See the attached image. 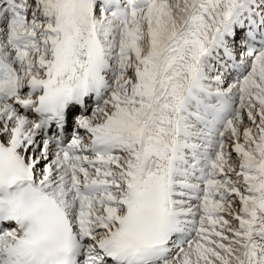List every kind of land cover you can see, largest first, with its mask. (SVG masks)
Listing matches in <instances>:
<instances>
[{"label":"snow or ice","instance_id":"6c2138e0","mask_svg":"<svg viewBox=\"0 0 264 264\" xmlns=\"http://www.w3.org/2000/svg\"><path fill=\"white\" fill-rule=\"evenodd\" d=\"M0 264H264V0H0Z\"/></svg>","mask_w":264,"mask_h":264}]
</instances>
